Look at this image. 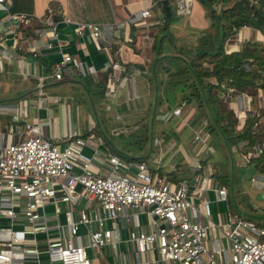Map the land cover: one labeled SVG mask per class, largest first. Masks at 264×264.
Segmentation results:
<instances>
[{"label":"built area","instance_id":"1","mask_svg":"<svg viewBox=\"0 0 264 264\" xmlns=\"http://www.w3.org/2000/svg\"><path fill=\"white\" fill-rule=\"evenodd\" d=\"M180 1L185 0L171 3L176 14L183 15L188 8L185 4L180 8ZM0 10L14 20L25 19L23 13L8 12V0H0ZM148 15L147 8L138 12L140 17ZM75 30L86 31L97 45V24L78 22ZM109 64L112 73L123 69L115 60ZM72 67H79V63L68 54H61L53 63L51 74L58 79L63 69L70 73ZM112 73L107 75V95L113 93L109 79ZM37 80V84L41 82V75ZM18 102L14 107L0 103V114L8 115L0 123V264H91L87 249L98 252L108 245L115 250L118 235L113 224L118 215L128 218L123 213L128 206L144 207L149 217L148 230H127L126 240L136 253L154 250L159 260L175 264H264L263 225L228 208L223 210L220 221H214L207 199L194 203L208 178L196 172L208 151H201L202 159L191 166L192 173L196 172L191 184L198 185L190 187V191L186 179L171 180L166 174L152 172L143 161H124L110 152H105L103 159L107 171L99 172L93 160L101 151L100 137L72 129L61 143L50 141L39 133L37 123L20 117L21 101ZM260 106L264 108V94ZM178 111L175 107L172 113ZM253 113L259 114L256 109ZM236 116L242 119L244 111ZM197 132L193 130L191 136L194 143L201 136ZM203 144L204 141L198 146V152ZM86 145L91 148L90 155L81 151ZM263 147L264 140L255 143L247 155H258ZM247 178L256 188L264 185V171H254ZM210 186L213 199L225 203V187L217 180ZM78 195L94 203L91 214L79 210L76 217L72 216L70 204ZM57 201L67 204L63 210L64 234L57 233L58 226L51 230L43 212L45 203ZM79 224L87 227L84 242L77 233Z\"/></svg>","mask_w":264,"mask_h":264},{"label":"crops","instance_id":"2","mask_svg":"<svg viewBox=\"0 0 264 264\" xmlns=\"http://www.w3.org/2000/svg\"><path fill=\"white\" fill-rule=\"evenodd\" d=\"M154 1L31 0L29 12L23 10L13 11L14 13H23L25 15V19L23 20H14L6 16L3 10H0V68L2 71L11 73L13 80L18 79L17 85L13 83L14 88L12 89H15V92H10L7 96L9 101L3 100L0 103L14 107L15 104L19 103V100L16 101L13 98H18L26 92H37L38 96H36L34 105L28 106L24 98L21 100L23 109H21V106L19 107L22 113L20 117H23L25 121L37 123L39 133L53 142L61 143L72 129H77L83 134L91 132L95 137H100L101 144L99 148L101 151L93 162L97 165L99 172L107 171L108 167L103 159L105 152L110 151L105 146L101 135L97 133V128L103 129L102 133L105 136L107 135L106 131L109 133L114 128L123 127L125 130H128L129 128H136L140 123V121H137V118L142 112L140 108H138L139 110L137 109L138 104L134 106L135 102L132 98V93L134 90L138 98L140 96L145 101L147 83L137 68L132 65L126 67L125 63L132 60L138 63L146 62L153 54V51L149 48L150 35L160 22L159 18L155 17L151 10ZM9 4L10 0H8V12H11ZM178 4L180 8L184 4L188 8L187 13L183 15L176 14L174 6L171 0H169V16L175 21L178 33H187V29L190 32H197L205 28L207 20L204 17L203 8L197 0L180 1ZM142 8L148 9V16H138V12ZM78 22L97 24L99 28L97 45L91 41L86 31H82L81 33L76 32L75 24ZM53 33L54 35H52ZM132 33L134 35H131ZM131 38L132 45L130 46L128 45V41ZM243 38L261 40L263 36L256 29L241 26L226 39V50L236 49L238 41ZM61 54H68L74 61L79 63V67H72L73 70L71 69L70 73L67 69H63L62 77L55 79L51 74V68L53 63L60 58ZM114 60L123 66L122 71L111 72L109 62ZM106 67H109L106 73V81L108 73H112V76L115 77L113 79L111 75L109 76L111 77L109 79L113 82V93L112 95H107L104 85V98L97 99L95 94L87 90L79 76L89 75L90 79L95 80L99 72ZM39 75H41L42 80L37 86L33 87V81ZM27 82H31L32 86ZM7 83L4 87L9 90V81ZM263 94L264 92L259 95V104L262 103ZM76 96L80 99L83 97L84 101H77ZM66 99H69V101L66 102ZM127 100H129V103ZM230 102L244 112L246 110L251 111L255 107L246 95L240 96L236 94L232 96ZM98 109H102L101 113L104 115L105 111H110L108 114V116H112L110 124L101 121L96 113ZM181 109H183V115L186 112H190V110L193 112V109L188 105L180 106L179 110ZM130 112L133 113L127 117V114ZM127 118L130 119L128 120ZM128 121L132 122L128 123ZM191 121L189 118L182 130L179 128L175 131L177 139L173 140V144L171 145L174 146L173 149L175 148V151L167 159H165V154L167 155L171 151V148H168L164 155H162L161 160L164 161L158 167L159 173L166 174L168 170H176L175 173L180 176L182 174L185 175L188 169L187 172L190 174L187 173L188 178L185 176L183 179L188 180L195 176L192 173L190 164H193L197 160L196 156H199L201 151L199 153L198 148L194 144L185 146V141L187 139L190 140L191 137V132L186 130L192 125ZM164 127L170 130L171 121L165 124ZM169 135L163 136L162 139L168 138ZM153 136H155V132L149 135L145 139V142L152 143ZM81 151L85 155L91 154V148L87 145L83 146ZM146 154L148 155L147 158H150L151 152L148 151ZM141 155L145 157V150L141 152ZM189 155L190 157H188ZM143 158L141 160L144 162ZM151 160L155 161L154 159ZM203 164L205 165L204 168ZM207 164L208 162L200 163L201 168L196 171L199 174L209 176L210 181L208 178L204 180V187L200 195L194 198V203L198 204L197 202L200 200L207 199L210 218L214 221H220L223 217V210L227 207L226 203L222 201L217 202L213 199L210 185L216 179L213 177ZM181 167H184V169H181ZM73 170L76 169L73 168ZM197 185L195 182L194 185L191 184V187L194 188ZM256 193L259 200L264 199L259 194L260 192ZM93 204V202H89L83 196L78 195L75 201L70 204L72 216L76 217L79 210L91 214ZM66 206L67 204L57 201L56 203H45L43 207L47 224L52 227L51 230H54L53 228L58 226L56 231L60 234L65 233L63 210ZM123 213L128 218L125 219L123 215H118L113 224L118 235L115 250L112 251L108 245L102 246L98 252L87 249V255L91 258V264H108L111 261L118 262L122 260L129 262V264H160L161 260L157 258L154 250L136 253L126 240V233L129 228L146 231L150 227L149 217L144 207L128 206L123 209ZM105 224L109 225V221L106 220ZM260 224L264 226V224ZM86 229L85 225H78L77 233L81 242L86 240ZM40 236L41 234L38 235V237ZM163 262L169 263V261ZM40 263L43 264V261ZM170 263L174 262L170 261Z\"/></svg>","mask_w":264,"mask_h":264},{"label":"trees","instance_id":"3","mask_svg":"<svg viewBox=\"0 0 264 264\" xmlns=\"http://www.w3.org/2000/svg\"><path fill=\"white\" fill-rule=\"evenodd\" d=\"M197 1L203 8L207 24L197 32L187 29V33L177 32L175 21L169 16V0L154 1L151 10L160 22L150 35L149 48L153 54L146 62L132 60L125 63L126 67L132 65L137 68L147 83L146 108L138 116L140 123L136 128L128 130L120 127L117 133L112 132L114 129L109 133L106 131L105 136L103 129L98 127L97 133L111 153L124 161H139L143 158L141 152L134 153L140 151L143 141L154 133L152 131L155 124L172 116L174 107L188 105L193 108L190 117L192 126L202 120L204 140L208 144L218 152L229 155V158L233 153L237 157L240 153L244 159L238 162L237 167L249 165L250 173L264 171V147L255 156L247 155L246 152L250 146L264 140V117H260L264 108L258 102L260 93L264 92V0ZM30 9L31 0H10L11 12H29ZM241 26L258 30L263 38H243L238 41L236 49L226 50V39ZM128 45H132V38ZM108 70L109 67H106L99 72L95 80L90 79L89 75L79 76L87 90L95 94L97 99L104 98L103 89ZM37 82L36 79L33 84ZM236 94L249 97L259 114L246 110L239 122L235 105L230 102ZM76 99L84 101L83 97L80 99L76 96ZM101 112L102 109L96 111L101 121L105 122V115ZM109 118L112 121V116L109 115ZM0 119L3 120L0 122L2 124L7 116L0 115ZM232 164L231 161V166ZM214 169L215 174L212 175L224 187H230L227 174ZM166 174L173 180L183 179L185 176L188 178L183 174L178 176L174 170L167 171ZM231 190L225 197L228 210L247 218L259 219V215L244 214L235 205H231Z\"/></svg>","mask_w":264,"mask_h":264},{"label":"rangeland","instance_id":"4","mask_svg":"<svg viewBox=\"0 0 264 264\" xmlns=\"http://www.w3.org/2000/svg\"><path fill=\"white\" fill-rule=\"evenodd\" d=\"M12 77H13V75H11V73L2 71L0 68V102L3 100L9 101V99H7L8 94L10 92L11 93L15 92V89H12V88H14L13 83L15 85H17L18 79L13 80ZM8 81H9V86L11 87V88L9 87V90L4 87L5 85L8 84L7 83ZM24 83H26V82H24ZM27 83H29L32 86L31 82H27ZM37 85L38 84H33V87H35ZM36 96H38V94L35 91L30 92V93L26 92L25 94L21 95L18 98H16V97L13 98V100L21 101L24 98L27 102V105L29 106V105L35 104ZM132 96H133L132 98L134 99V102H135L134 106H136L138 104L137 109L140 108L141 112H142L146 108V99L144 101V99H142V97L139 96V98H138V96L134 92V90H133ZM67 101H69V99H66V102ZM128 101L129 100H127V102ZM180 106H183V104L176 106V108L180 109ZM103 108H104V106H103ZM234 108H235V112H239L238 115H240L242 113V109H238V107L237 108L234 107ZM21 109H23V106H21ZM182 110L183 109L179 110L178 112L174 113L172 116L168 117L167 119L159 120L155 124V128L152 131V132H155V136L152 137L153 138L152 143H150V144L148 142L144 143V141L142 139L141 141H143V143L141 146H143V147L142 148L140 147L139 148L140 151L134 153V154H139V152H142L143 150H145V157L143 156L144 157L143 159H144V162L146 163V165L148 166V168L149 167H150L149 169L152 168V170H151L152 172L157 171V173H159L158 171H160V170L158 169V167L161 165L162 161H164V160H161L162 155H164L165 151L168 148H171V151L167 155L165 154V159H167L170 155H172L174 153L175 148L173 149L174 146H171V145L173 144L172 141L177 139L175 131L179 128L182 130V128L184 126H186L185 125V123H187L186 121L193 114L192 110H190V112H188V113L186 112V114L183 115L184 113H182ZM254 110L255 109H252L251 111L253 112ZM109 113H110V111H105V118H106L105 123H108V124H110V121H111V119L108 116ZM131 113H133V112L128 113L127 117L131 116ZM0 115H2V114H0ZM156 117H158V116H156ZM123 119H126V118H123ZM127 119L129 120L130 118H127ZM238 119L241 122L242 119L241 118H238ZM2 121L3 120L0 119V122H2ZM81 121H82V119H81ZM137 121L139 122L140 120L137 118ZM169 121H171V128H170V130H167V129H165V127L163 128V126L165 124H167ZM130 122H132V121H128V123H130ZM201 122H202V120L200 122H197V124L195 126L190 125V128L186 127L187 128L186 130L191 132L190 136L193 135L192 134L193 130L197 129L199 134H201L203 139H205V131L201 126ZM113 126H115L114 123H113ZM129 129H132V128H129ZM161 129H164V130L161 131ZM117 130H119V129L114 128L113 132H116ZM140 130L141 129H138V131H140ZM142 131H144V129ZM168 131H169V133H168ZM178 132H179V130H178ZM198 132H197V134H198ZM147 134H149V133H147ZM168 135H169L168 138L166 137V139H164V140L162 139L163 136H168ZM201 136H200V139L198 138L199 141H196V143H194V141L190 137V140L187 139L185 141L186 142L185 146L187 147L188 145L191 146L194 144V145H196L197 148H199L198 146L202 145V143L204 141L205 144H203V147L201 148L200 151L206 150V151H208L209 155L205 159H203L200 163H207L208 162L207 165H209V167H210L209 169H210L211 173H213V174H215L214 168L218 169L219 173L225 172L227 174V178H228V181L230 183V187H228V188L232 189L231 194H232L233 203H231V205H235V207H237L239 210H241L244 214L250 213L252 215H257V216L259 215L260 220L255 219V218L254 219L257 222H260L263 224V220H264V199L259 200L256 192H260L259 194L264 197V185L260 186L259 188H256L248 180L247 175L250 174V173H248V172H250V169H249L250 166L249 165H247V166H241L240 165V167H237L238 166L237 164H239L238 162H240V160L242 159V156L240 153H239L238 157L236 156L235 153L231 154L230 158L232 157L231 161L233 162V164L231 166V161H230L229 155H226V154L224 155V153L218 152V150L213 148L210 143L208 144L206 140H202ZM206 138L208 140H210L209 136H207ZM118 139H119V137L117 136V140ZM147 148H148V150L146 151ZM148 151L151 152L150 158H147L148 155L146 154V152H148ZM188 157H190V155ZM196 157H197V160L201 159L202 158V152L199 156H196ZM151 159H154L155 161H153ZM211 159H212V162L210 163ZM141 161H143V160H141ZM151 166H153V167H151ZM190 166H192V164H190ZM204 167H205V165L203 166V168ZM239 168H241V169H239ZM181 169H184V167H181ZM187 170H186L185 175L188 176V174H190V173L187 172ZM168 171H170V170H168ZM193 174H195V173H193ZM214 178L218 181V183H220L216 177H214ZM208 180L210 181L209 176H208ZM228 188H226V195H229L230 189H228ZM218 234H219V232L215 231V235L218 236ZM214 245H216L215 241H214ZM162 262L163 261H161L160 264H166V263H164V262L162 263ZM167 264H174V263H170V261H169V263H167Z\"/></svg>","mask_w":264,"mask_h":264},{"label":"water","instance_id":"5","mask_svg":"<svg viewBox=\"0 0 264 264\" xmlns=\"http://www.w3.org/2000/svg\"><path fill=\"white\" fill-rule=\"evenodd\" d=\"M192 181H193L192 178H190V179L187 180V184H188L187 191H190V187H191Z\"/></svg>","mask_w":264,"mask_h":264}]
</instances>
